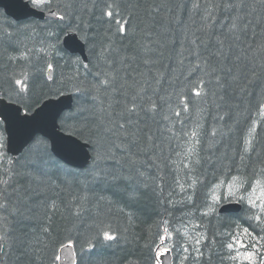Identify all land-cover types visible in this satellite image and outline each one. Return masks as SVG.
<instances>
[{"label": "trees", "instance_id": "16d2710c", "mask_svg": "<svg viewBox=\"0 0 264 264\" xmlns=\"http://www.w3.org/2000/svg\"><path fill=\"white\" fill-rule=\"evenodd\" d=\"M84 2L89 7L82 15L91 25L96 45L82 40L86 61L65 50L62 43L60 56L37 52L54 19L30 17L17 22L0 8V77L19 72L29 60L40 67L52 63L57 81L53 87L73 96L71 108L59 118L60 125L68 117L60 128L82 141L89 138L99 115L90 106L88 91L97 73L109 67L117 70L118 83L127 81L122 89L127 95L115 94L118 100L130 101L135 89L143 85L144 98L137 103L146 105L150 97L158 111L133 115L129 134L116 129L118 135L109 134L100 148L103 158L95 167L118 177L115 180L92 181L95 153L91 147L89 164L74 168L55 158L48 141L37 136L45 141L52 158L49 175L35 171L43 165L36 155L42 146L34 140L15 158L6 153L5 146L0 148V193H4L0 204L7 203L0 207V264H58L54 258L61 244L79 237V252L82 244L87 247L86 240L96 242V233L102 229L116 239L104 242L101 236L82 264H156L160 237L167 235L165 227L172 233L166 242L173 264L235 263L225 246L230 234L250 226L257 232L254 237H264V224L248 219L252 212L246 200L237 213H217L225 200L214 203L212 194L233 177L242 189L233 201L240 195L247 197L253 188H264V3L242 0V6L226 9L225 2L239 5L241 0H131L135 11L131 16L124 14L128 35L116 38L118 51L111 56L114 63L107 66L98 62L97 53L106 31L110 28V34L115 33L120 17L110 22L102 17L105 0H95L94 8L91 0ZM128 2L122 0V7ZM64 3L52 0L51 7L57 11ZM195 3L200 7L194 8ZM237 16L242 30L230 32ZM218 40L224 42L220 55ZM69 57L82 63H69ZM121 57L127 58L124 64H120ZM200 80L204 81L202 89ZM58 95H41L34 108ZM37 98L34 94L33 100ZM185 102L187 111L183 110ZM122 107L117 104L115 110ZM0 135L5 138L3 126ZM246 140L252 145L247 152ZM56 165L63 171L57 173ZM77 204L84 209L79 217L74 215ZM185 230L190 237H202L198 246L202 256L182 235Z\"/></svg>", "mask_w": 264, "mask_h": 264}, {"label": "snow or ice", "instance_id": "6c2138e0", "mask_svg": "<svg viewBox=\"0 0 264 264\" xmlns=\"http://www.w3.org/2000/svg\"><path fill=\"white\" fill-rule=\"evenodd\" d=\"M261 3H264V0H261ZM27 4L34 9L35 11L41 14V18L44 19V12L47 10L49 14L55 17V25H49L46 27V39L41 42V47L37 49L38 53H43L44 55H55L60 56L62 54V50L58 49V45L61 43V36L68 37V42H74L75 38L78 36L85 43L92 42V46L95 48V36L90 34L91 25L84 19L82 13L84 9L89 7L87 2L84 0H65L62 8H59L57 11H53L51 4L52 0H27ZM92 7L94 8L95 0H91ZM78 5L80 6V10L77 11ZM242 6L241 4L229 3L225 2L223 7L226 9H232L234 7ZM135 5L131 3V0L127 4L122 7V0H105L104 8L102 10V17H107L108 21H112L116 16H119L120 19L116 21L119 25L115 31V33H111V29L109 28L105 33V41L100 45V49L97 53V60L99 63H103L107 66H111L114 62L111 59L113 53L117 52L118 49L114 46L115 40L117 37L124 38L128 35V21L125 19V12L129 16L133 14L135 11ZM194 8H199V3H195L193 5ZM216 7L219 8L220 4L217 3ZM211 15V13H209ZM207 18V17H205ZM240 17H233V22L229 26L230 32H235L242 30L239 28L238 21ZM48 22L46 21V24ZM247 27V25H244ZM237 39L239 37L237 36ZM218 44L220 45V49L218 51V55L223 54L224 42L223 40H218ZM51 50V52L49 51ZM23 59H28L27 56H22ZM10 59H16L14 57H10ZM126 57L120 58V64H124ZM69 63L80 64L82 63L79 59L73 61L71 57L68 58ZM148 63V61H145ZM84 68H87V65H83ZM199 67V64L196 65ZM231 71V69H229ZM54 65L52 63H46L43 67L37 66L33 64L31 60L28 61V65L21 68L19 72H12L7 76L0 77V126L11 125L13 123L17 124H29L32 125V138L34 142L38 145L42 146V150L37 152V159L43 167H38L35 169L37 173L40 175H49L48 167L49 161H51V156L47 152V146L45 145V141L38 138L35 134L40 131V128L35 124L36 117L33 115L34 105L39 103V97L42 96H50L56 94H62L59 88L53 87L56 85L57 81L53 76ZM253 75L255 73L253 72ZM235 79V77H233ZM219 80V77H217ZM42 82V83H41ZM201 85V89L204 87V81L200 80L198 82ZM127 81L124 80L120 83L117 82V70L109 67V70L102 71L97 73V81L95 84L91 86V89L88 91V95L90 97V106L95 110L99 115L97 116V123L93 129L90 130L89 138L84 141V144L90 146L95 153V157L93 160V168L91 171V178L94 183L102 182L106 180H115L118 177L112 175L108 171L104 169H97L95 167L96 161L102 159L100 148L105 145V142L109 136V134L116 136L118 133L116 129H119V134L128 135L127 128L134 121L131 119L133 115L138 114L139 112L144 113H152L154 114L158 111V105L155 101H152L149 97V103L146 105H141L137 103L138 99H143V93L145 91L144 86L135 89V94L132 95L131 100H118L116 98L117 93L127 95L126 92H122V89L125 88ZM39 85V91H35V86ZM47 89V91H45ZM81 89L77 88V92H80ZM36 95L38 98L34 101L33 95ZM195 94L197 96L201 95V91H196ZM163 99V98H162ZM7 100V103L5 102ZM10 104H17L19 107L10 108ZM122 104L123 107L119 112L115 110V105ZM264 107V106H262ZM45 109H49L55 113L56 106L45 104L40 111H44ZM85 109H82V111ZM183 110H188V104L185 102L183 104ZM176 117L180 116V112H174ZM119 117V119H116ZM53 119L55 120V115H53ZM68 117H64L61 119L60 127L64 128ZM164 119H169L167 116ZM82 135L83 132L81 131ZM187 135V133H185ZM71 135V133H69ZM135 135L134 133L132 134ZM194 137L196 135L195 132L191 133ZM213 135H215V131H213ZM4 137L0 135V148H3L4 145ZM199 143V140L196 141ZM119 147V145H116ZM251 140L245 141V151H249L251 149ZM80 145L75 144L74 142H69V150L75 151L79 148ZM135 163V160L132 161ZM199 159L195 161V163L199 164ZM185 167H189L188 164H185ZM63 169L56 165V172L60 173ZM237 177H233V181L228 184L223 195L216 194L215 189H213L212 200L214 203H219L222 199L225 201H231L233 198L237 197L238 192L242 189L237 184ZM196 181L193 182V186ZM243 183L242 181L240 182ZM178 186L181 190H184L183 184H180L177 181ZM235 185V188H234ZM219 185L218 187H221ZM246 191L247 189H243ZM255 191V188H253ZM0 195H4V193H0ZM87 199V197H84ZM246 200L248 204V211L252 212V215L248 217L250 221H255L257 225L264 224V198L260 199L259 203L256 199H253L251 195L247 198L243 195L238 197V202H244ZM0 207H7V203L0 204ZM259 207V212H255L253 210ZM84 209L77 204L75 206L74 215L79 217L82 215ZM165 223H167L165 221ZM194 227H199V225H195ZM250 227V226H249ZM249 227H244L242 230H239L235 233L230 234L229 242L226 243V248L230 254V259L233 261L241 259V256L244 260L248 261V264H257V253L259 249L256 248L255 244L250 245L248 243V239L253 238V234L249 231ZM264 231V228L261 229ZM46 231V230H45ZM167 235L161 236L160 241L161 244H164L169 238H171L172 233L169 232V229L165 227L163 229ZM179 232V229L176 230ZM182 235L185 239L196 246L194 250L199 253L200 256L203 255L200 252V248L198 247L201 244V236L190 237L188 235L187 230H185ZM104 242L114 241L116 236L112 235L110 231L101 230L96 233L95 241L89 239L86 240L85 243L87 247L83 244L81 245L79 252L76 250V244L79 242V237L76 239H69L66 244H61L60 248L64 251L63 260L70 261L71 264H82V260L86 255L92 253V250L95 249L100 242V237ZM260 239H264V237H260ZM249 247L253 248V251H248ZM243 250V253L241 252ZM172 251L171 248L163 247L162 250L158 247L156 264H161L159 259L160 256ZM184 251L188 252L189 248L187 246L184 247ZM235 253V255H231ZM55 261H61L62 257L60 255L55 256ZM187 259V257H185ZM199 259V256L197 257ZM259 264H264V259L259 261Z\"/></svg>", "mask_w": 264, "mask_h": 264}, {"label": "water", "instance_id": "95a60500", "mask_svg": "<svg viewBox=\"0 0 264 264\" xmlns=\"http://www.w3.org/2000/svg\"><path fill=\"white\" fill-rule=\"evenodd\" d=\"M0 7L4 9V13L14 18L15 20L24 19L27 17L41 18V14L34 9H32L28 4L27 0H0ZM44 17L54 18L47 11L44 12ZM62 47L67 49L72 53H77L80 57L86 61V54L83 42L78 38H75L74 42L69 43L68 37L64 36L62 38ZM7 103V100L5 101ZM45 104L55 105V113L49 109L40 111ZM72 106V96L70 93L61 94L58 97H51L43 100L40 105H38L33 110V115L36 117L35 124L40 128V131L35 135H42L49 141L50 150L56 158L61 159L67 165L76 168L85 167L90 160L89 146L85 145L83 141L74 135H69L60 130L58 119L60 114ZM10 108H17L19 105L10 104ZM55 115V120L53 119ZM4 130L6 133V149L7 152L12 155L19 154L25 146L33 139L32 136V125L29 124H17L13 123L11 125H4ZM69 142H74L80 145L75 151L69 150ZM241 204L239 202L230 201L221 204L218 208L219 213H236L241 209ZM59 255L62 260L59 261L60 264H71L70 261L63 260L64 251L60 248ZM161 264H171V254L170 252L159 257Z\"/></svg>", "mask_w": 264, "mask_h": 264}, {"label": "rangeland", "instance_id": "374dc122", "mask_svg": "<svg viewBox=\"0 0 264 264\" xmlns=\"http://www.w3.org/2000/svg\"><path fill=\"white\" fill-rule=\"evenodd\" d=\"M218 186L216 188H214L215 191H216V194L223 195V193L225 192V190H226V188H227L228 185H225V186L222 185L221 187H218ZM249 195H251L252 198L253 199H256L258 201V203H259L260 199L264 198V188L261 187V186L260 187H256L255 188V191H253V189H252L251 192H250V194L247 195V197ZM253 211L259 212V207H257V209H255ZM249 231L252 232L253 238H246V239H248V243L250 245L255 244L256 248L259 249V252L257 253V264H259V261L261 259H264V240L262 241V239H260L259 237H254V235L257 233L255 231V229L249 228ZM163 247H166V245L165 244H161L159 248L162 250ZM248 251H253V248L252 247H249ZM241 252L243 253V250H241ZM233 264H248V261L244 260L242 258V256H241V259L236 260L235 263H233Z\"/></svg>", "mask_w": 264, "mask_h": 264}, {"label": "bare ground", "instance_id": "6f19581e", "mask_svg": "<svg viewBox=\"0 0 264 264\" xmlns=\"http://www.w3.org/2000/svg\"><path fill=\"white\" fill-rule=\"evenodd\" d=\"M173 185H174V184H173ZM235 201H236V202H238V200H235ZM239 203H240V204H241V206H242V203H241V202H239ZM241 209H242V207H241ZM241 209H240V210H241ZM240 210H239V211H240ZM236 213H237V212H236Z\"/></svg>", "mask_w": 264, "mask_h": 264}]
</instances>
